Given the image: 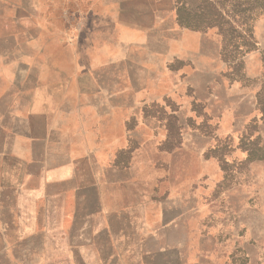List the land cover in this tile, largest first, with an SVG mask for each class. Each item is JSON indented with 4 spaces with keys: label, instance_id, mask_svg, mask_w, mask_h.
<instances>
[{
    "label": "rangeland",
    "instance_id": "1",
    "mask_svg": "<svg viewBox=\"0 0 264 264\" xmlns=\"http://www.w3.org/2000/svg\"><path fill=\"white\" fill-rule=\"evenodd\" d=\"M97 1L215 44L216 95L150 107L103 174L56 165L42 182V165L10 155L21 125L1 108V55L33 29L87 30L96 1L0 0V264H264V0Z\"/></svg>",
    "mask_w": 264,
    "mask_h": 264
},
{
    "label": "crops",
    "instance_id": "2",
    "mask_svg": "<svg viewBox=\"0 0 264 264\" xmlns=\"http://www.w3.org/2000/svg\"><path fill=\"white\" fill-rule=\"evenodd\" d=\"M95 1L87 30L33 29L15 53L1 55L13 70L1 108L21 125L10 155L19 165H42V182L58 180L56 165H76L81 173L91 164L97 176L114 168L116 151L127 149L134 134L131 122L145 129L153 105L168 113L170 100L191 108L215 97L224 68L217 46L205 50L200 36L164 35L152 22L124 19L114 4Z\"/></svg>",
    "mask_w": 264,
    "mask_h": 264
}]
</instances>
